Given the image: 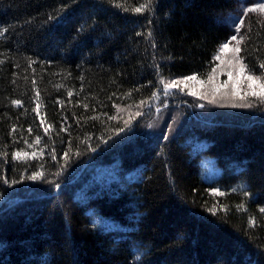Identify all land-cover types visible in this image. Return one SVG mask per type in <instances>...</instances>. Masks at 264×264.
<instances>
[{"label":"trees","instance_id":"obj_1","mask_svg":"<svg viewBox=\"0 0 264 264\" xmlns=\"http://www.w3.org/2000/svg\"><path fill=\"white\" fill-rule=\"evenodd\" d=\"M235 7L0 0V264H264V110L147 125L165 83L210 76ZM240 37L264 77V24Z\"/></svg>","mask_w":264,"mask_h":264},{"label":"rangeland","instance_id":"obj_2","mask_svg":"<svg viewBox=\"0 0 264 264\" xmlns=\"http://www.w3.org/2000/svg\"><path fill=\"white\" fill-rule=\"evenodd\" d=\"M260 5H264V0H236L235 9L220 17L219 21L227 27L229 35L227 42L215 56L212 73L205 80L189 77L165 83L164 97L168 101L160 104L158 111L153 106L150 111L154 112V117L151 121L147 118L151 134L160 137L178 134L195 112L206 118V115H212L215 110L247 111L256 107L264 110V88L261 87L264 85V77L252 75L246 70L241 55L240 37L247 16H256L264 24V11L260 10ZM233 36H236L235 40L232 39ZM249 77L253 79L250 80ZM177 98L185 104L177 103ZM120 110L119 118L126 125L143 118L145 111L141 107ZM203 162L204 175L214 178L218 169L213 160L205 159Z\"/></svg>","mask_w":264,"mask_h":264},{"label":"snow or ice","instance_id":"obj_3","mask_svg":"<svg viewBox=\"0 0 264 264\" xmlns=\"http://www.w3.org/2000/svg\"><path fill=\"white\" fill-rule=\"evenodd\" d=\"M149 2H150V0H149ZM144 7H146V5H141L140 7L135 8L134 11H136V12H140ZM260 10H261V11H264V5H260ZM242 23H243V21L241 20V24H242ZM238 30H239V27L237 26V31H238ZM232 39L235 40V39H236V36H233ZM241 39H243V38H241ZM224 47L226 48V47H227V44H225ZM261 67H264V65H261ZM193 78H194V77H193ZM249 79L251 80V79H253V78H252V77H249ZM261 87L264 88V85H261ZM15 103H19V102H15ZM33 178H34V177H33ZM262 211H264V209H262Z\"/></svg>","mask_w":264,"mask_h":264}]
</instances>
